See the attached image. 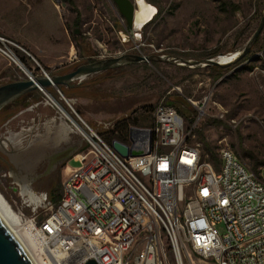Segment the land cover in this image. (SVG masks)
<instances>
[{"label":"rangeland","instance_id":"obj_1","mask_svg":"<svg viewBox=\"0 0 264 264\" xmlns=\"http://www.w3.org/2000/svg\"><path fill=\"white\" fill-rule=\"evenodd\" d=\"M146 1L156 13L131 34L114 0H0V35L19 46L14 50L32 75H43V70L52 75L126 53L192 60L230 56L246 46L264 13V0ZM237 56L216 59L225 64ZM245 57L224 67L218 78H212V65L124 64L83 78L76 93L65 94L74 100L71 106L61 101L71 118L81 123L78 115L105 133L107 140L111 134L105 122L128 115L132 125L151 127L156 105L167 101L184 111L180 114L188 145L198 147L201 154L217 156L223 148H231L252 166H260L264 164V28ZM21 79H27L25 72L0 55V85ZM44 90L60 99L54 86ZM32 92L0 110V140L27 131L21 148L0 147V191L26 229L29 225L23 221L40 222L50 211L47 205L36 208L22 194L20 181L31 180L30 188L46 192L49 198L61 194L67 165L46 174L43 158L65 145L75 149L72 157L84 149L81 137L72 132L69 143L58 148L49 144L33 166L24 168L28 142L45 133L46 124L59 115L44 92ZM15 154H22L21 161L13 159ZM68 164L75 167L79 162L71 158Z\"/></svg>","mask_w":264,"mask_h":264},{"label":"built area","instance_id":"obj_2","mask_svg":"<svg viewBox=\"0 0 264 264\" xmlns=\"http://www.w3.org/2000/svg\"><path fill=\"white\" fill-rule=\"evenodd\" d=\"M14 47L0 35V55L17 65ZM54 87L60 101L39 90L57 109L62 101L71 106L74 100ZM77 117L79 165L66 166L56 202L30 188V202L50 212L40 222L21 219L43 263L264 264V164L255 168L231 148L218 162L203 158L167 101L156 105L151 127H130L128 146L152 135L150 153L139 156L123 157ZM117 120L105 122L107 129Z\"/></svg>","mask_w":264,"mask_h":264},{"label":"water","instance_id":"obj_3","mask_svg":"<svg viewBox=\"0 0 264 264\" xmlns=\"http://www.w3.org/2000/svg\"><path fill=\"white\" fill-rule=\"evenodd\" d=\"M121 16L126 20V26L131 34L135 33V12L137 7V0H114ZM264 28V13L260 24L252 37L247 42L246 46L239 53L237 58L229 63L222 64L216 60L217 55L204 58L202 60H192L180 56L163 55V54H148L143 55L139 53H126L120 56L108 57L92 62L80 64L74 70L67 73L52 74V75H37L34 76L31 72H26L27 79L11 81L9 83L0 85V110L8 103L14 101L18 97L28 94L35 89H47L49 86L72 87L76 84L74 81L78 80V84L82 79L88 75L107 71L117 68L124 64L140 63V62H164L170 64H177L182 66L196 67L202 65H217L226 67L232 63L239 61L241 58L249 54L251 48L255 44L259 35ZM171 104V103H170ZM113 148L123 157H133L148 154L152 148V135L144 138H137L133 141L132 146L126 143L113 140ZM71 148L68 152H71ZM61 152L58 156H60ZM0 264H34L27 251L22 246L21 242L12 232L10 227L6 224L0 212ZM84 264H98L93 258L87 260Z\"/></svg>","mask_w":264,"mask_h":264},{"label":"bare ground","instance_id":"obj_4","mask_svg":"<svg viewBox=\"0 0 264 264\" xmlns=\"http://www.w3.org/2000/svg\"><path fill=\"white\" fill-rule=\"evenodd\" d=\"M156 13L155 8L146 0H137V7L135 12V25H146L150 22ZM239 53L233 52L230 56H237ZM229 55H218V57L230 58ZM217 60V59H216ZM25 73L29 72L28 68L22 64V62H18L17 64ZM59 115H56L52 120H50L47 124V131L43 134L37 133L34 135L32 139L27 144L24 168L29 169V166L32 165L37 159L42 156V152L44 149L49 147V144L54 145L58 148L59 145L64 143H69L70 136L69 134L72 132L77 133L75 127V121L69 116L68 112L64 109L62 105L58 103V112ZM57 126L54 131L50 129L52 125ZM26 130L17 133H10L9 136H5L0 140V147L7 148L10 145H16L17 148L21 146V142L23 137L26 135ZM70 147V146H69ZM21 148V147H20ZM72 149V147H71ZM22 150V149H21ZM58 150V149H57ZM22 154H15L13 159L17 162V160L21 161ZM12 158V157H11ZM18 164V163H17ZM33 166V165H32ZM31 180L27 178H23L19 183L22 188V194L26 195L31 192L30 190V182ZM20 188V189H21ZM20 192V191H19ZM0 212L6 222V224L10 227L12 232L21 242L24 249L27 251L28 255L32 259L34 264H45L43 263V254L40 250V247L37 246L36 240L33 238L30 227L28 229L24 225L20 223V217L12 207L9 205L2 192L0 191ZM27 224V223H24Z\"/></svg>","mask_w":264,"mask_h":264},{"label":"trees","instance_id":"obj_5","mask_svg":"<svg viewBox=\"0 0 264 264\" xmlns=\"http://www.w3.org/2000/svg\"><path fill=\"white\" fill-rule=\"evenodd\" d=\"M258 40V39H257ZM256 40V42H257ZM248 59V57H245L243 60ZM91 61V60H90ZM153 65H160V62H152ZM212 78H218L224 74L226 69L222 66H217V65H212L209 67ZM82 84H74L72 87H65V86H60L61 91L64 94H74L77 92V89L81 88ZM34 92L28 94L32 95ZM42 96V94H39ZM171 105H176V104H171ZM176 109L178 110L179 113L184 114V111L181 109L179 105H176ZM132 124L129 122V116L127 115L126 117L119 118L115 124V126L111 129H109V133L111 134L110 137L108 138V142L112 144L113 140H119L122 142H129V132H130V127ZM108 133V132H107ZM105 134V133H104ZM103 133L102 135L105 136ZM208 155V160L213 161V162H218V156L216 154H206ZM206 155L202 154V157L205 158ZM253 167H258L256 164L253 165ZM60 198V193H56L54 196H51V199H53L55 202L58 201Z\"/></svg>","mask_w":264,"mask_h":264},{"label":"flooded vegetation","instance_id":"obj_6","mask_svg":"<svg viewBox=\"0 0 264 264\" xmlns=\"http://www.w3.org/2000/svg\"><path fill=\"white\" fill-rule=\"evenodd\" d=\"M70 147L65 145L64 147L60 148L59 150H54L49 152L43 160L44 165H46V170L44 173H50L52 171H56L62 168V166H66L70 159L72 158L71 152H68ZM61 152H63L60 156H58ZM42 160V161H43ZM62 170V169H61Z\"/></svg>","mask_w":264,"mask_h":264},{"label":"crops","instance_id":"obj_7","mask_svg":"<svg viewBox=\"0 0 264 264\" xmlns=\"http://www.w3.org/2000/svg\"><path fill=\"white\" fill-rule=\"evenodd\" d=\"M62 35H63V34H62ZM36 50H37V49H36ZM39 51H41V50L39 49ZM2 57H3V56H2ZM74 150H75V149H74V148H72V150H71V151H74ZM74 156H75V155H74ZM74 156H73V157H74ZM73 157H72V158H73ZM73 159H74V158H73ZM67 167H68V169H70V167H72V166H70L69 164H67ZM53 196H54V195H53Z\"/></svg>","mask_w":264,"mask_h":264}]
</instances>
